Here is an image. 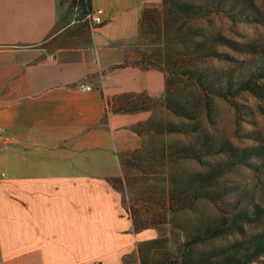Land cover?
<instances>
[{
	"label": "crops",
	"instance_id": "0c3cea01",
	"mask_svg": "<svg viewBox=\"0 0 264 264\" xmlns=\"http://www.w3.org/2000/svg\"><path fill=\"white\" fill-rule=\"evenodd\" d=\"M163 1L90 0L104 24L90 26L87 45L54 46L70 28H57L62 3L0 0L2 264H124L154 237L134 232L107 182L122 175L121 154L141 146L135 127L150 114L110 113L107 101L164 94L140 42L141 14Z\"/></svg>",
	"mask_w": 264,
	"mask_h": 264
},
{
	"label": "rangeland",
	"instance_id": "374dc122",
	"mask_svg": "<svg viewBox=\"0 0 264 264\" xmlns=\"http://www.w3.org/2000/svg\"><path fill=\"white\" fill-rule=\"evenodd\" d=\"M216 1L164 0L162 6L146 13L151 20L140 35L146 51L144 62L148 66L149 63L160 65L159 69L170 83L169 91L152 101L137 99L140 106L147 107L150 115L136 125L135 132L138 129L141 133V136L136 133L142 138L141 146L162 152L172 145L198 144L204 137L210 139V143L228 142L233 149L204 156L200 162L192 159L170 161L151 155L149 164L145 165L146 162L130 157L127 160L133 168L127 169L124 175L136 188L123 189L124 209L135 210L142 221L149 215L155 217L156 222L165 218V223L159 224L158 230L154 229L152 239L160 236L168 240L171 251L190 238L203 235L207 229L224 230L191 247L192 259L203 258L212 264L229 257L243 259L254 252L257 242L264 241V217L251 222H232L239 213L253 216L254 206L264 210V155L238 158L244 149L259 146L264 151V99L235 88L226 96L217 94L218 85L229 77L235 85L248 78L264 86V78L257 77L259 73L250 76L251 72L264 67V0H236L238 5L223 0L225 8L220 11H215ZM61 6L57 28L64 25L70 28L57 35L52 44L87 45L90 21L79 9L73 11L71 7ZM176 14L204 16L183 21ZM219 37L238 46H252L253 50L248 53L235 51L215 41ZM186 70L204 71L212 83V91L204 90L196 81L180 73ZM131 99L123 95L111 98L107 101L110 113L132 108L127 104ZM165 104L178 106L191 117L176 115ZM191 123L198 125V132L155 134L168 124ZM138 166H144L143 171ZM200 175L210 176L211 201L205 198L193 201V194L203 190ZM122 176L123 170L119 177ZM191 200L190 205L183 203ZM181 204L187 208L179 210ZM124 264H141V260L132 253L124 259ZM248 264H264V254Z\"/></svg>",
	"mask_w": 264,
	"mask_h": 264
},
{
	"label": "trees",
	"instance_id": "16d2710c",
	"mask_svg": "<svg viewBox=\"0 0 264 264\" xmlns=\"http://www.w3.org/2000/svg\"><path fill=\"white\" fill-rule=\"evenodd\" d=\"M71 7H77V10L79 9L83 15H87L91 11L90 6V0H67ZM215 5V11H220L225 8V3L223 0H217ZM236 0H231V4L235 5ZM64 5V4H62ZM238 5V3H236ZM150 9L148 8L143 11L141 14L140 19V26L143 29V27L148 28L147 21L150 22L151 16L150 14H146ZM175 16V14H174ZM198 16H204V14H176L177 18L184 20L193 19ZM211 41V40H210ZM209 41V42H210ZM215 41L219 42V44L222 45H228L229 47H232L235 49V51H244L249 52L250 50H253L252 46L249 45H239L229 41L225 38H217ZM199 45V43L197 44ZM208 46V44H207ZM202 50H207L208 47H200ZM204 48V49H203ZM200 49V50H201ZM201 50V51H202ZM226 59L227 56L221 54ZM150 67L154 68H160V65L149 63ZM161 69V68H160ZM168 69V68H167ZM184 76L190 77V79L196 81L204 90H210V84L211 81L208 79V75L203 72H197V71H191L186 70L183 72H180ZM257 73H259L257 76L259 79L264 78V67L260 68V70H255L251 72L250 76H254ZM165 75V74H164ZM248 79V78H247ZM243 79L240 80L238 83L233 82L232 77L227 78L222 83L218 85L217 94L218 95H224L231 94V91L235 88L237 91L239 90H246L250 92L252 95L256 96L257 98L264 99V86H260L256 82H252L251 80ZM169 79L165 75V93L169 91ZM212 91V90H210ZM123 96H131L132 99L127 102L128 105L132 106V108L129 109H123L122 111L115 110L112 111V113H136V112H142L147 111V107L140 106L138 98H143L144 100L152 101V98L146 95L145 93H131L129 94H122ZM165 107L171 111L172 113L184 117H191L189 112L181 109L178 106H172L171 104H165ZM198 125L191 123L181 126L176 125H166L165 128H161V130L156 131L155 134L157 135H164V134H189V133H196L198 132ZM136 133L141 136L140 131L136 129ZM150 149V150H149ZM162 149V148H161ZM232 146L228 142H221V143H210V139L208 138H202L201 141L199 140L198 144H193L191 146H185V145H172L168 148L167 151H160L159 149H153L148 148L146 145H142L140 148L128 151L123 154H121V165L123 170V176L122 177H114V178H108L107 182L116 190H118L122 195V205H124V193L123 189L126 187L127 190H131L132 188H136V186L129 182L130 180L127 178V175H124L125 171L132 170L133 165L131 161L127 160L130 157H133L132 160H136L139 162H146L145 165L149 164V159L151 158V155H157L158 158H163L167 160H178V159H192L196 160L198 162L201 161L202 157L208 156L211 154L219 153V152H230L232 150ZM165 155V156H164ZM264 155V151L257 147L248 148L240 151L238 158L239 160H243L245 158L249 157H261ZM141 156L144 158L141 159ZM146 156V157H145ZM138 169L143 171L144 166L139 167ZM200 179L203 182V190L201 192L193 194V201L200 198H205L207 200H213V197L211 193L208 190L209 187V181L210 176L208 175H200ZM149 189V188H148ZM151 189V188H150ZM149 189V190H150ZM168 197V195H166ZM168 200V199H167ZM193 201H189V203L186 204V201H183L185 205H190L193 203ZM166 206V210H169L168 205ZM124 207V206H123ZM187 206H183L181 204V207L178 208L179 210L185 209ZM128 217L130 218L133 226V230L135 233L141 232L143 230L147 229H155L158 230V225L165 223V218L161 219V222H156L155 217L148 216L144 217L145 220L142 221L141 218H139V214L134 210L133 212L129 211L128 209H124ZM165 212V211H164ZM166 213V212H165ZM264 217V210L261 208L254 206V214L253 216H249L247 213H239L236 214L232 218L233 223H237L239 221H245V222H251L256 220L257 218ZM224 230H211L207 229L203 235H197L195 237L190 238L187 242H184L183 244L174 247L175 250L171 251V247L169 246V241L165 240L163 238H160V236L148 240L143 241L137 244L135 254L137 257L140 258L141 264H212L208 262L206 259H198L194 260L191 257L192 253V246L198 243L203 242L206 238H210L212 236L220 235L223 233ZM264 254V241L257 242L255 244L254 252L247 257L243 259H235V258H226L222 259L220 261H216L214 264H248L259 257H261Z\"/></svg>",
	"mask_w": 264,
	"mask_h": 264
},
{
	"label": "built area",
	"instance_id": "2783aa9c",
	"mask_svg": "<svg viewBox=\"0 0 264 264\" xmlns=\"http://www.w3.org/2000/svg\"><path fill=\"white\" fill-rule=\"evenodd\" d=\"M60 3L64 4V6H70L67 0H58ZM73 11H77V7H71ZM86 19H88L92 25V27H98L104 24V12L102 9L98 8L95 10H91L90 13L86 15ZM51 59V57H50ZM78 89L83 92H90L92 91V87L86 84H78ZM3 142L2 137L0 135V144ZM0 264H2V258L0 254Z\"/></svg>",
	"mask_w": 264,
	"mask_h": 264
}]
</instances>
